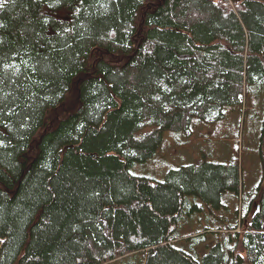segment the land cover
Returning a JSON list of instances; mask_svg holds the SVG:
<instances>
[{
	"label": "trees",
	"instance_id": "obj_1",
	"mask_svg": "<svg viewBox=\"0 0 264 264\" xmlns=\"http://www.w3.org/2000/svg\"><path fill=\"white\" fill-rule=\"evenodd\" d=\"M263 164L264 0H0V264H264Z\"/></svg>",
	"mask_w": 264,
	"mask_h": 264
},
{
	"label": "rangeland",
	"instance_id": "obj_2",
	"mask_svg": "<svg viewBox=\"0 0 264 264\" xmlns=\"http://www.w3.org/2000/svg\"><path fill=\"white\" fill-rule=\"evenodd\" d=\"M193 127V133L190 136L185 133L166 132L163 146L158 154L147 162L134 163L129 166L128 171L138 178L146 177L151 180L165 181L169 171L177 166H199L204 162L228 164L231 158V150L229 149L231 143L226 140L225 129L219 132L217 125H209L198 121L195 122ZM153 129V127H148L143 132H151ZM239 158L241 162V153ZM250 164L254 165L252 171L260 173L258 160L255 163L252 158H248V165ZM244 166L247 171L246 164ZM261 168L264 171V164ZM198 202L201 201L198 200ZM197 215L202 217L204 213L198 212ZM201 249L205 252L207 248L203 246ZM139 263L140 256L134 257L129 262V264Z\"/></svg>",
	"mask_w": 264,
	"mask_h": 264
}]
</instances>
